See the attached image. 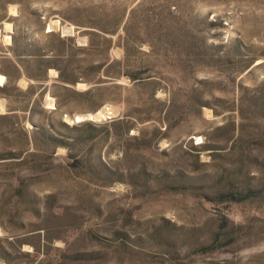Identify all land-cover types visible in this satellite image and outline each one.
I'll use <instances>...</instances> for the list:
<instances>
[{
  "label": "rangeland",
  "instance_id": "rangeland-1",
  "mask_svg": "<svg viewBox=\"0 0 264 264\" xmlns=\"http://www.w3.org/2000/svg\"><path fill=\"white\" fill-rule=\"evenodd\" d=\"M0 264H264V0H0Z\"/></svg>",
  "mask_w": 264,
  "mask_h": 264
}]
</instances>
